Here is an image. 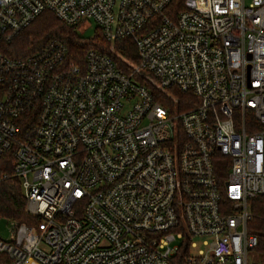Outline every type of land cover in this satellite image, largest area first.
I'll list each match as a JSON object with an SVG mask.
<instances>
[{
    "label": "built area",
    "instance_id": "obj_1",
    "mask_svg": "<svg viewBox=\"0 0 264 264\" xmlns=\"http://www.w3.org/2000/svg\"><path fill=\"white\" fill-rule=\"evenodd\" d=\"M171 1L0 0V157L13 147L32 219L10 220L0 264H255L264 0ZM43 11L93 21L112 49L130 39L136 62L124 71L96 48L69 58L57 37L8 54ZM149 81L196 102L170 109Z\"/></svg>",
    "mask_w": 264,
    "mask_h": 264
},
{
    "label": "trees",
    "instance_id": "obj_2",
    "mask_svg": "<svg viewBox=\"0 0 264 264\" xmlns=\"http://www.w3.org/2000/svg\"><path fill=\"white\" fill-rule=\"evenodd\" d=\"M182 6L183 0H172L169 9L176 12ZM51 37L63 39L69 58L80 59L88 48H96L108 53L124 71H128L131 64L136 62V50L130 39L114 43L113 50H110L109 43L99 30L93 37L86 38L77 31V26L64 25L49 11L41 12L32 23L23 28L6 50L8 54L15 56L26 54ZM147 85L154 98L170 109L182 111L196 102L188 92L177 89L164 91L150 82H147ZM33 120L34 113L24 114L20 118L21 131L26 128L27 121L30 123ZM12 151L13 147L0 157V217L30 223L32 219L25 210L26 199L20 180L12 171ZM217 170L219 176H224L226 171L224 166H218ZM250 211L251 219L248 221L247 227L257 236V245L253 251L256 256L255 264H264V195L256 196L250 200ZM180 262L181 255H178L171 264H181Z\"/></svg>",
    "mask_w": 264,
    "mask_h": 264
},
{
    "label": "rangeland",
    "instance_id": "obj_3",
    "mask_svg": "<svg viewBox=\"0 0 264 264\" xmlns=\"http://www.w3.org/2000/svg\"><path fill=\"white\" fill-rule=\"evenodd\" d=\"M98 27L96 26V24L93 21L90 20H86V21H82V23H80L78 25L77 31L84 37L86 38H91L93 37L97 31H98ZM105 42V41H104ZM103 45V44H100ZM108 48L110 50H113L112 47ZM150 83L154 84L153 82L149 81ZM10 219L6 218V217H0V238L1 239H6L9 234V227H10ZM204 238H198V237H194L193 241L196 243V247L195 248H191L192 251L197 252L198 249L204 248V245L202 243ZM250 260H256V256L254 254V252L250 253L249 256Z\"/></svg>",
    "mask_w": 264,
    "mask_h": 264
}]
</instances>
